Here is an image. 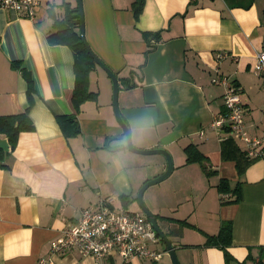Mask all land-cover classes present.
Masks as SVG:
<instances>
[{
	"label": "crops",
	"instance_id": "crops-1",
	"mask_svg": "<svg viewBox=\"0 0 264 264\" xmlns=\"http://www.w3.org/2000/svg\"><path fill=\"white\" fill-rule=\"evenodd\" d=\"M81 1L85 40L118 79L117 105L133 145L161 147L172 156L167 178L175 174L181 189L179 183L170 192L148 186L144 201L158 215L180 263L264 264V150L247 158L241 140L211 125L224 112L223 87L211 82L220 73L241 92L249 132L264 131V89L252 71L264 43V0H144L138 17L135 0ZM74 7L76 0H39L29 18L0 6V115L28 106L27 82L12 63L33 81L28 110L33 127L19 133L0 167V264H38L49 256L59 230L101 197L141 210L139 187L166 168L162 155L127 149L112 106V81L94 60L88 90L96 98L75 110L73 50L47 39L54 18ZM223 52L227 55L218 59ZM72 114L77 132L67 136L57 116ZM188 144L204 155L200 162H186ZM221 178L231 186L240 181L239 201L229 202L228 193L221 197L216 187ZM226 221L232 223L230 243L206 245L207 235L217 234ZM192 227L205 239L192 241ZM162 251L164 256L166 248ZM53 260L96 264L77 250ZM160 260L132 262L164 264Z\"/></svg>",
	"mask_w": 264,
	"mask_h": 264
},
{
	"label": "built area",
	"instance_id": "built-area-1",
	"mask_svg": "<svg viewBox=\"0 0 264 264\" xmlns=\"http://www.w3.org/2000/svg\"><path fill=\"white\" fill-rule=\"evenodd\" d=\"M39 0H0V6L24 12L34 17ZM219 53L218 59L225 57ZM252 71L261 77L264 89V43L256 53ZM213 84L223 87L224 112L211 123L228 135L241 140L247 158L260 157L264 150V131L250 133L244 118L241 92L225 74L211 77ZM264 106V103H263ZM227 193H221V197ZM160 237L142 210L117 206L111 196L101 197L96 203L82 208L76 221L63 226L50 241L49 256L39 259L38 264H54L53 257L77 250L81 255L92 256L96 264L102 259H118V264H133V259L158 262L163 251L158 250Z\"/></svg>",
	"mask_w": 264,
	"mask_h": 264
},
{
	"label": "trees",
	"instance_id": "trees-1",
	"mask_svg": "<svg viewBox=\"0 0 264 264\" xmlns=\"http://www.w3.org/2000/svg\"><path fill=\"white\" fill-rule=\"evenodd\" d=\"M143 4L144 0H135L133 2V11L136 17H138L141 12ZM65 12L66 13L62 18H54L52 24L54 31L47 35V39L51 43L66 44L73 50L75 85L72 93V104L75 110H78L81 102L87 99L96 98V93L88 90V74L94 61L81 41L78 32L75 31V27L79 23L77 8H68ZM158 34L159 33H157V35ZM12 65L21 70L27 82L28 106L23 111L18 113L0 115V137H6L8 139L11 150L15 146L19 133L24 130H30L33 127V123L31 122L28 114L29 107L33 102V81L29 72L23 69L19 63L13 62ZM57 121L65 135L68 136L77 132L78 122L74 114L59 115L57 116ZM224 141H226V138ZM184 150L186 152L187 163L195 161L200 162L204 157L194 144H188L185 146ZM7 154L8 151H4L0 148V167L6 166L4 160ZM203 170L206 175L211 173V171H208L204 166ZM216 187L218 192L228 193L233 196L229 202H237L241 199L240 181H237L233 186H231L226 178H221L219 179ZM123 206L126 207L127 204L124 203ZM155 217L158 218V215L155 214ZM161 218L167 220L170 219L163 216H161ZM231 228V221L222 223L217 234L207 235L205 244L225 248L231 240ZM161 241L162 240L160 238V242ZM225 255L229 260L230 255L226 252Z\"/></svg>",
	"mask_w": 264,
	"mask_h": 264
},
{
	"label": "water",
	"instance_id": "water-1",
	"mask_svg": "<svg viewBox=\"0 0 264 264\" xmlns=\"http://www.w3.org/2000/svg\"><path fill=\"white\" fill-rule=\"evenodd\" d=\"M77 2V8H78V13H79V31L78 34L80 36L81 41L86 47V50L88 53L91 55L92 59L95 61L96 64H98L100 67H102L107 74L109 75L111 81H112V106L114 110V114L116 117V120L118 124L121 126L123 129L124 133V139H125V146L127 149L130 151H133L135 153H140V154H159L162 155L165 160H166V168L165 170L151 178L146 180L138 189L137 194H136V200L138 203L139 208L147 215L149 221L151 222L154 230L158 234V236L161 238L162 242L165 244L166 251L169 255V258L171 260L172 264H181L175 250V246L172 244L171 240L167 237V235L164 233V231L160 228L158 221L155 217V214L148 208V206L145 204L143 200V193L145 189L153 184H156L165 178L169 176L173 169V160L171 154L166 150L161 147H153V148H138L135 147L131 141V136H130V130L121 117L118 105H117V93H118V79L115 75V73L107 67L100 59L97 57V55L91 50L89 45L87 44L85 37H84V23H83V10H82V1L81 0H76ZM0 148L3 149L4 151H11V146L9 144V141L6 137H0Z\"/></svg>",
	"mask_w": 264,
	"mask_h": 264
},
{
	"label": "rangeland",
	"instance_id": "rangeland-1",
	"mask_svg": "<svg viewBox=\"0 0 264 264\" xmlns=\"http://www.w3.org/2000/svg\"><path fill=\"white\" fill-rule=\"evenodd\" d=\"M173 176H175V174H173ZM173 176H171V177H169V178H167V179H169V180H167V179H165V180H163L162 182H158V184H153L154 186H151L150 185V187L148 188V189H152V187H157L156 185H161L160 187H162V188H165V191H167V192H170V191H172L174 188L176 189V185H175V187H174V184L175 183H179V186H180V179L178 180V179H175V178H173ZM179 182H178V181ZM164 181H168V182H164ZM173 186V187H172ZM180 189H181V186H180ZM160 190H162V189H160ZM150 190H145V193H143V200H145V198L147 197V193L149 192ZM158 192V191H157ZM162 194V193H161ZM180 197H182V194H181V192H180V195H179ZM145 202V201H144ZM170 202H172V201H170ZM174 213V212H173ZM173 213L172 212H168V214H170V215H173ZM175 215H176V213H174ZM198 226V225H197ZM190 232V235H191V239H192V241H198V239L199 240H202L203 238L205 239V233L203 232V231H201V230H199L198 228H196V227H192L191 228V230H189ZM218 233V232H217ZM165 249V246H164V244H163V242L161 241H159V244H158V250H160V251H162V250H164ZM165 254H164V256H163V259H162V261L161 262H164V264H166L167 263V261H171V260H169L170 258H169V255H168V253H166V252H164ZM178 257V256H177ZM179 259V258H178ZM158 263V262H157ZM172 264V263H171Z\"/></svg>",
	"mask_w": 264,
	"mask_h": 264
}]
</instances>
